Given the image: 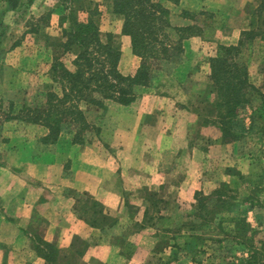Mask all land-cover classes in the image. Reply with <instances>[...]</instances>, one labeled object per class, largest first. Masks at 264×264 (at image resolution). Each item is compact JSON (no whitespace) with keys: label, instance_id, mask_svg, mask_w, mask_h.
<instances>
[{"label":"crops","instance_id":"1","mask_svg":"<svg viewBox=\"0 0 264 264\" xmlns=\"http://www.w3.org/2000/svg\"><path fill=\"white\" fill-rule=\"evenodd\" d=\"M154 1L170 11L172 37L174 28H197L182 42L166 81L172 88L156 80L137 88L130 105L82 107L91 126L82 143L70 131L46 142L48 129L21 120L20 112L0 121V264H209L208 240L192 229L206 226L191 218L199 198L222 201L223 187L264 195V174H250L256 153L220 136L205 143L216 129L202 124L198 98L182 85L210 83L218 47L237 46L242 34L262 29L264 0ZM113 20L116 28L104 34L120 39L119 70L133 76L141 59L123 23ZM247 65L251 77L255 64ZM225 164L236 173H219ZM250 205L257 223L261 206ZM252 218L245 220L250 227ZM227 239L215 240L219 249Z\"/></svg>","mask_w":264,"mask_h":264},{"label":"trees","instance_id":"2","mask_svg":"<svg viewBox=\"0 0 264 264\" xmlns=\"http://www.w3.org/2000/svg\"><path fill=\"white\" fill-rule=\"evenodd\" d=\"M4 1L9 11H16L23 6H29L34 0ZM106 2L111 15L122 19V34L130 37L132 52L141 59L140 67L133 76H125L120 72L122 52L114 35L104 34L100 30L98 18L101 14L97 7L90 10L87 21H80L71 10L69 15L62 19V23L69 20L70 27L63 28L61 38L46 35L45 39L49 42H58L57 46L62 49V55L73 51L76 56L73 61L75 70L66 68L59 56L54 57L49 69L52 86L46 93L45 102L31 108L24 106L19 113L21 120L48 129L46 142H54L63 131H70L74 132V140L82 143L84 134L91 129L82 105L103 108L106 101L130 105L137 98V88L152 85L157 75L156 71L163 64L179 61L183 54V40L197 33L195 26L174 28L177 38L172 37L170 11L161 2L154 0H106ZM263 11L264 6L258 11L259 16H262L260 20L262 29L242 34L237 46H219L216 56L210 59L208 97L205 99L206 102H202L208 110L205 111V115L200 113V117L204 126L217 127L223 144L240 139L236 130L237 117L242 106L250 103L251 92L256 90L264 102V92L250 83L247 65L240 55L246 42L256 37L264 40ZM185 14L186 12H183L182 16ZM4 35L0 34V45ZM94 205L97 206V203ZM199 208H203V204ZM245 226L247 225L242 226V231ZM247 264H261L256 252L251 254Z\"/></svg>","mask_w":264,"mask_h":264},{"label":"rangeland","instance_id":"3","mask_svg":"<svg viewBox=\"0 0 264 264\" xmlns=\"http://www.w3.org/2000/svg\"><path fill=\"white\" fill-rule=\"evenodd\" d=\"M83 1L34 0L29 6L9 11L6 2L0 0V34H5L0 45V121L5 120L10 111L20 112L24 106L31 108L45 102L46 93L52 86L49 69L54 57L59 56L66 68L75 70L73 61L76 56L73 51L62 55V49L57 46L58 42H49L45 39L46 35L52 38H61L63 28L70 27V21L66 20L62 23V19L67 17L71 10L76 13L75 15L80 21H87L90 17V10L97 7L101 14L98 18L100 30L105 33L112 26L116 28L117 22L113 20L114 17L111 15L106 0ZM119 20L123 23L122 19L119 18ZM114 37L122 52L120 39L117 36ZM216 53H218V49ZM240 55L246 65L247 63L255 64V68L251 66L252 73L254 70L251 77L248 71L250 83L253 86H258L255 88L264 92V40L261 37H256L250 42H246ZM257 64L260 65V68L256 67L259 66ZM173 69L174 63L163 64L156 71L155 83L156 80H161L164 87L172 88V84H168L166 81L170 80ZM182 85L186 91L192 92L198 98L196 101L197 113L202 121L200 113L205 115V111L208 110L207 106L202 103L206 102L205 99L208 97V85L200 87L189 81ZM13 97L17 98L16 105L13 104ZM82 107L87 110L94 106L82 105ZM236 125L241 148L249 150L247 155L256 153L254 168L251 169L250 174H264V102L256 90L251 92L250 103L240 109ZM209 127L216 130L213 129L215 131H211L209 137L204 139L207 144L215 141L213 137L220 136L217 127ZM221 172L224 174L236 173L234 169L227 168L226 164L222 166V169H219V173ZM237 186L236 184V188ZM239 188L240 193L239 189L223 187L222 192L225 195L222 201L216 197H200L199 201L203 204V208L197 209L191 217L194 223L206 224L202 228L192 225V229L196 235L201 231V235L208 240L205 248L208 250L207 253L214 258H210L209 264L211 262H214L212 264H247L254 252L257 253L261 264H264V226L259 224V222L264 223V195L260 193H248L249 195H247L244 193L243 187ZM255 201L258 206H261V210L256 211L255 220L257 223L254 221V217L249 215L250 204H255ZM223 205H225L224 208ZM249 216L252 218V227L245 221ZM244 224L247 226L242 231L241 228ZM233 237L239 242L231 241ZM221 238L228 239L219 249L215 240H221ZM194 245L192 244L193 247ZM198 246L196 247L198 248Z\"/></svg>","mask_w":264,"mask_h":264}]
</instances>
